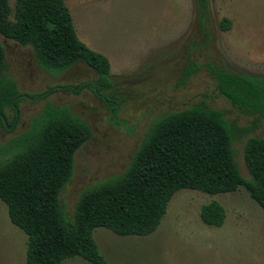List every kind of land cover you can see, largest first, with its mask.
<instances>
[{"label":"rangeland","instance_id":"1","mask_svg":"<svg viewBox=\"0 0 264 264\" xmlns=\"http://www.w3.org/2000/svg\"><path fill=\"white\" fill-rule=\"evenodd\" d=\"M14 11L16 0H9ZM79 39L111 65L109 104L85 89L44 99L25 98L20 114L8 108L0 121V145L26 132L47 105L67 106L91 128L92 137L75 155L74 174L61 195L66 216L87 189L123 173L150 126L167 113L204 104L222 112L233 131L242 175L250 178L244 150L249 137L264 138V117L247 114L220 94L219 69L264 76V0H66ZM231 22L228 31L220 24ZM5 74L22 94L39 95L55 86L95 81L98 73L78 63L62 73L42 69L34 49L0 35ZM191 71L188 76L186 72ZM16 118L15 123L14 119ZM219 202L222 227L201 219L202 207ZM94 239L107 264H264V210L240 188L208 195L181 190L171 199L159 228L147 237L118 236L106 228ZM27 235L15 226L0 200V264H27ZM63 264H91L81 258Z\"/></svg>","mask_w":264,"mask_h":264},{"label":"trees","instance_id":"2","mask_svg":"<svg viewBox=\"0 0 264 264\" xmlns=\"http://www.w3.org/2000/svg\"><path fill=\"white\" fill-rule=\"evenodd\" d=\"M195 1L206 10L208 0ZM220 26L228 31L231 22L224 19ZM0 35L33 47L46 71L62 73L84 63L99 75L95 81L55 86L39 95L22 94L5 74L0 42L1 122L12 125L6 111L11 108L17 117L25 98L44 99L60 91L79 95L92 89L118 112V102L103 94L113 88L110 62L79 39L66 0H16L14 11L9 0H0ZM214 76L218 91L234 107L264 117V76L223 69ZM91 137L90 126L69 107L47 105L26 132L0 145V200L28 237L27 264H63L74 258L107 264L94 231L147 237L159 228L181 190L216 196L244 188L264 210V138L252 136L246 142V178L236 162L225 115L198 104L157 119L127 169L84 191L69 220L61 195L73 178L76 153ZM201 219L209 227H222L225 208L213 201L202 207Z\"/></svg>","mask_w":264,"mask_h":264}]
</instances>
